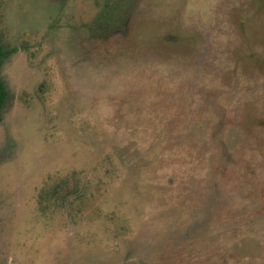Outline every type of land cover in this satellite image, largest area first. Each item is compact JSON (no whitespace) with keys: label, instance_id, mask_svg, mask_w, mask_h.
<instances>
[{"label":"rangeland","instance_id":"374dc122","mask_svg":"<svg viewBox=\"0 0 264 264\" xmlns=\"http://www.w3.org/2000/svg\"><path fill=\"white\" fill-rule=\"evenodd\" d=\"M105 2L0 0V264H264V0Z\"/></svg>","mask_w":264,"mask_h":264},{"label":"trees","instance_id":"16d2710c","mask_svg":"<svg viewBox=\"0 0 264 264\" xmlns=\"http://www.w3.org/2000/svg\"><path fill=\"white\" fill-rule=\"evenodd\" d=\"M124 0L120 1V2H123ZM120 2H117L115 4H111L109 0H106L105 2V7L98 19V23H99V29L102 30L103 32L104 31H107V30H104L106 28H108V31L110 29V26L112 25L113 23V20L111 19V14L112 12L117 8V5L120 3ZM118 10V9H116ZM9 55L7 54V52H5L2 47H0V64L2 63V61L4 59H6ZM6 101H8V93L7 91L4 89L2 83L0 82V106H4Z\"/></svg>","mask_w":264,"mask_h":264}]
</instances>
